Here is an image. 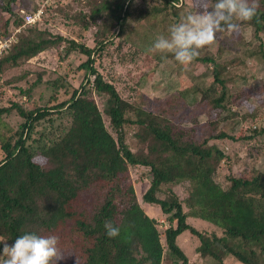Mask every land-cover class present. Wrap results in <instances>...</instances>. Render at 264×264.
Here are the masks:
<instances>
[{
	"label": "trees",
	"instance_id": "trees-1",
	"mask_svg": "<svg viewBox=\"0 0 264 264\" xmlns=\"http://www.w3.org/2000/svg\"><path fill=\"white\" fill-rule=\"evenodd\" d=\"M15 1L0 0L1 37L7 36L10 28L24 24L21 8L12 6ZM207 2L205 7H213L216 0ZM84 4L87 11L74 13L67 11L70 5L46 6L42 17L26 24L24 32L0 55V74L51 48L61 50V60L72 53L84 57L77 65L79 73L83 71L76 76L80 77L77 86L66 76H57L49 83L52 92L47 102L39 104L32 93L42 79L39 72L28 88H18L15 100L0 106V117L14 112L22 120L12 134L0 140V238L11 246L25 233L55 235L64 255L56 264H189L179 244L180 235L188 232L198 239L196 252L213 264H227L228 258L239 264H254L264 255V217L260 221L255 216H241L239 209L223 197L249 188L252 202L264 200V189L257 187L260 180L264 181V172L256 168L264 156V126L258 125L264 117V104L256 103L253 110L243 113L238 110L254 91L259 96L264 94V78H259L256 88H247L248 81L257 79V75L240 68L246 67L249 57L258 59L264 68V0H259L260 22L235 21L239 29L243 27L241 31L258 40L256 48L239 53L232 39L235 32L225 30L216 34L212 44H217L215 52L212 45L207 46L190 63L202 66L203 72L196 75L190 67L187 70L194 87L186 100L201 110L191 118L190 128L174 123L172 128L177 134L194 136L199 143L192 147L173 145L150 118L154 113L170 116L169 106L179 99L175 91L165 95L164 104L156 106V112L149 110L139 104L146 103L142 94L131 101L121 96L103 62L111 55L110 47L121 50L123 43L129 42L127 34L137 29L135 23L145 19L148 29L137 49L147 51L155 59V66L186 71L176 65L172 54L150 50L155 36L168 37L169 27L189 14L183 0H140L137 4L135 0H85ZM39 7L34 5L32 11ZM55 12L84 30L94 29V45H88L85 38H68L43 27L48 15ZM217 54L222 55L221 60ZM26 74L4 84L23 79ZM98 99L109 105L107 110L102 112ZM56 118L61 120L57 126ZM153 137L198 156V161L168 163L156 152L150 153L149 160L136 157L130 142L146 146ZM216 140L239 146L233 148L234 152L214 144L201 150L203 144ZM253 145L259 155L248 150ZM235 155L245 160L240 173L232 170ZM223 160L227 163L224 188L214 179ZM139 166L147 169L139 180L149 176L142 200L159 207L160 216L167 222L163 229L138 201L130 171ZM194 217L214 228L197 229L189 222ZM106 221L120 227L118 237L105 234ZM3 246L0 243V253Z\"/></svg>",
	"mask_w": 264,
	"mask_h": 264
},
{
	"label": "rangeland",
	"instance_id": "rangeland-1",
	"mask_svg": "<svg viewBox=\"0 0 264 264\" xmlns=\"http://www.w3.org/2000/svg\"><path fill=\"white\" fill-rule=\"evenodd\" d=\"M84 2L85 0H16L13 2L12 6L15 9L21 8V11H32L33 6L36 5L40 6L39 9L44 12L46 6L52 7L56 4L62 6L70 5V8H68L67 11L69 13H74L76 11L88 10ZM138 2H140V0H135V4ZM208 4L209 3L207 0H183L184 10L189 14H196L198 11H202L203 9H200V7L206 8L205 6H208ZM5 17L6 15H4L2 20H4ZM1 23L2 21H0V24ZM148 25V21L145 19H143L141 22H136L135 27L139 31L134 29L127 34L129 36V42L123 43L121 50L116 49L114 46L110 47L111 55L103 61L107 67L106 70L109 73L108 78L111 76V81L114 83L121 96L129 101L136 97L137 94H142V98L146 103L142 104L139 101V104L144 105L145 108L152 111H154L155 107L159 106L161 102L164 104L166 94L175 91V96H178L179 99L177 100L178 102H175L173 106H169V110L171 111L170 116L164 117L161 114L154 113L151 114L150 118L153 123L160 128V131L163 134L168 135L171 138L173 145L181 147L195 146L199 142L194 140V136L191 134H177L173 130L172 125L174 123L190 128V126H192L191 118L195 116V114H198L199 110H201L200 107L192 106L186 100L194 87L192 83V77L187 70L190 67V69H192V73L197 75L203 72V67L196 63L193 65L188 64L186 66L182 65L186 71H182L179 68V70L170 71L168 69H162L161 66H155V59L152 58L150 54L148 55L147 51L137 49V47L142 46V41L145 36V31L148 29ZM42 26H47L50 30H52L53 33H58L68 38H75L76 40L85 38L88 45H94L91 37L94 29L84 30L79 25H74L71 19L67 18L63 14L55 12L52 16L48 15L46 23ZM242 28L243 27H240V29L238 28V30L235 31V33L232 35V39H234V42L236 41V46L239 53L251 52V50L256 48L258 40H255L252 31H250V35L253 37V39H251L244 30L241 31ZM23 29V25L19 27H12L10 28V32L7 36H0V38L10 39V45L16 40L19 33L24 32ZM155 37L157 38L158 35ZM262 38L264 39V35H262ZM248 40L252 41L253 43L247 44V42H249ZM8 47L5 48V50H8ZM210 48L212 52H215L217 44L212 45ZM60 52L61 50L56 48L45 50L22 66L10 69L5 73L0 74V106H8L11 101L15 100V94L18 93V88H28L32 82L38 78L39 72L42 73V79L36 84L32 91L33 96H35L39 104H45L47 102V99L52 92L50 86L51 81L57 76H66L69 81H73V83L77 86L80 77L76 78V76L83 73V71L79 73L77 65L84 59V57L77 53H72L70 56L66 57V59L61 60ZM217 58L221 60L222 55L217 54ZM176 65L180 66L178 62H176ZM99 68L101 71L105 72L104 69L101 67ZM240 68L246 74L254 73L257 75V79L248 81L247 88H256L261 82L259 81V78H264V68L262 67L261 63H259L258 59L249 57L246 61V67L241 65ZM23 74H26V77L23 79L17 81L13 80L14 82L11 80V84H4V82L10 80V78L21 76ZM207 83H210V78L207 79ZM179 90L180 92H178ZM263 102L264 94L259 96L258 92L254 91L251 99L244 100L243 103L239 105L238 110L241 113L251 111L255 107L256 103L264 104ZM98 104L102 112L104 109L107 110L109 107L107 104L104 105L101 99H98ZM154 112H156V110ZM21 122V118L18 117L14 112L1 116L0 140L12 134V132ZM59 122H61V120L56 118V126L59 124ZM258 125L264 126V117L260 122H258ZM239 134L240 133L237 132V135ZM128 135L130 139L132 136L131 130L128 131ZM202 140L203 139H200V142ZM211 144L217 145L218 147H223L227 152H234L233 148L239 146L238 143L231 145L230 141L222 142L216 140L210 141L208 144H203L201 146V150L204 151L209 149ZM130 147L135 151V156L140 159L142 158L149 160L151 152L160 153L168 163L184 161L187 164H192L193 162L195 163L198 161L199 158L198 156L190 155L187 151H182L179 148L176 149L177 147H171L169 143L159 140L157 137H153L146 146H139V144L131 141ZM256 148L257 147L253 145V147L251 146L248 148V150L251 149L250 152L252 154H257L258 151ZM1 156L2 150L0 148V158ZM231 161V166L234 173H240V169L244 166L245 160H241L240 156L235 155ZM256 164V168L261 172H264V156L260 157ZM146 170L147 169L142 166L132 168L130 171L131 180L134 184L140 205L150 216L156 218L158 226L163 229L166 227L167 222L162 216H160L159 207L145 203L142 200L143 193L149 187V176L146 175L144 178L147 179L144 181L139 180V178L141 174L146 172ZM226 171L227 163L223 160L217 169V174L214 176L215 181L220 183L222 188H224L226 184L224 181ZM251 173L252 172H250V174ZM257 187L258 189L263 190L264 181L260 180L257 184ZM250 191L251 189L249 188H242L239 189L237 193H230L224 197L221 195L220 198H227V202L239 209L241 216L244 214L246 217L248 216L251 219L255 216L254 218L262 221V217H264V200L257 198L252 202ZM240 218L242 220L244 219L243 217ZM259 220L254 221L259 223ZM243 221L239 222L240 225L244 224ZM189 222L199 230L203 229L209 231L214 228V225L200 218H189ZM179 244L187 253L190 259L189 264H213L209 259H203L200 254L196 252L198 239L192 234L185 232L180 235ZM3 259H5V257L1 258L0 256V262H2ZM226 263L239 264L232 258H228ZM254 264H264V255L258 257Z\"/></svg>",
	"mask_w": 264,
	"mask_h": 264
},
{
	"label": "clouds",
	"instance_id": "clouds-1",
	"mask_svg": "<svg viewBox=\"0 0 264 264\" xmlns=\"http://www.w3.org/2000/svg\"><path fill=\"white\" fill-rule=\"evenodd\" d=\"M259 0H216L213 7H206L196 14H187L179 23L169 27V36L156 38L151 51L172 54L180 65H188L196 59L200 50L212 45L218 32H235L239 22L259 21ZM105 234L109 238L120 235V227L112 221L104 223ZM0 256L5 259L0 264H56L64 259L58 248L59 237L25 233L17 236L9 246L5 239Z\"/></svg>",
	"mask_w": 264,
	"mask_h": 264
},
{
	"label": "built area",
	"instance_id": "built-area-1",
	"mask_svg": "<svg viewBox=\"0 0 264 264\" xmlns=\"http://www.w3.org/2000/svg\"><path fill=\"white\" fill-rule=\"evenodd\" d=\"M21 13L23 14V18H24L23 26H25L26 24H33L37 20H39L41 18L42 10L41 9H38L37 11L22 10ZM10 41H11L10 39L0 38V54L5 50V48L9 46Z\"/></svg>",
	"mask_w": 264,
	"mask_h": 264
}]
</instances>
